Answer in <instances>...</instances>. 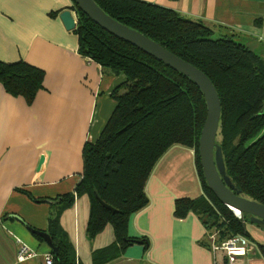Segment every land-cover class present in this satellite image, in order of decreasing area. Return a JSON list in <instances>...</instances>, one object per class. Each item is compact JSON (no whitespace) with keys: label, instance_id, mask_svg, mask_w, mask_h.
Masks as SVG:
<instances>
[{"label":"crops","instance_id":"1","mask_svg":"<svg viewBox=\"0 0 264 264\" xmlns=\"http://www.w3.org/2000/svg\"><path fill=\"white\" fill-rule=\"evenodd\" d=\"M138 1L201 22L213 31L212 38L230 37L264 59V0ZM71 4L0 0V61H23L44 72L43 87L31 103L0 85V264H43L45 255L56 252L30 230L49 236L48 220L61 196L74 193L82 180L84 146L98 140L116 106L112 94L124 83L123 77L78 54L77 36L66 31L59 18ZM145 192L149 204L130 217L127 233L130 238H146L148 248L132 244L107 264H227L222 252L212 251V230L197 214L176 215L178 200L204 194L193 150H168ZM79 198L61 213L59 224L74 246L77 263L93 264L92 252L110 245L113 231L106 226L89 240V205H81ZM246 225L253 241L237 236L253 249L240 264H264L259 250L264 233ZM18 241L35 256L19 263Z\"/></svg>","mask_w":264,"mask_h":264},{"label":"trees","instance_id":"2","mask_svg":"<svg viewBox=\"0 0 264 264\" xmlns=\"http://www.w3.org/2000/svg\"><path fill=\"white\" fill-rule=\"evenodd\" d=\"M110 18L159 44L191 64L211 81L221 115L216 142L225 172L241 196L264 205V59L230 37L212 38L201 22L138 0H93ZM78 54L101 69L123 77L112 94L115 109L94 144H85L82 180L74 193L61 196L48 220L54 264H78L74 246L61 229V213L86 196L89 203L86 235L95 239L106 226L113 231L110 245L92 252L93 264L120 258L128 246L146 238H130L131 216L149 204L145 188L160 159L172 147L194 151L204 194L176 202V215L197 214L208 231H218L217 242L242 235L250 238L240 219L207 188L198 157L206 104L199 88L187 77L155 58L102 30L74 4ZM44 72L23 61H0V85L13 97L31 103L43 87ZM100 201L115 212L105 209ZM261 227L264 230V227ZM147 246V247H146ZM264 259V247L259 245Z\"/></svg>","mask_w":264,"mask_h":264},{"label":"water","instance_id":"3","mask_svg":"<svg viewBox=\"0 0 264 264\" xmlns=\"http://www.w3.org/2000/svg\"><path fill=\"white\" fill-rule=\"evenodd\" d=\"M72 1L86 17L102 30L187 77L199 88L206 104V118L200 133L198 157L206 186L220 203L236 217L246 215L252 225L264 227V205L242 197L226 175L221 148L216 142L221 103L215 87L207 76L154 41L113 20L93 0ZM59 18L66 31L75 30L77 22L70 10L62 12ZM100 204L105 209L115 212L114 209L103 202L100 201ZM30 232L44 239L49 245L52 244L50 236L46 233L34 230H30ZM136 243L141 244V242Z\"/></svg>","mask_w":264,"mask_h":264},{"label":"built area","instance_id":"4","mask_svg":"<svg viewBox=\"0 0 264 264\" xmlns=\"http://www.w3.org/2000/svg\"><path fill=\"white\" fill-rule=\"evenodd\" d=\"M71 13L76 20V13L73 11ZM237 218L240 219L241 216H238ZM217 239V232L212 230L208 236L209 245L214 253L222 252L225 255L227 264L242 263L243 259L247 257L253 249V245L241 236H232L220 243L217 242ZM35 254L36 253L29 249L25 244L18 241L17 261L19 263L31 259ZM43 262V264H54L52 253L45 255L43 257Z\"/></svg>","mask_w":264,"mask_h":264},{"label":"rangeland","instance_id":"5","mask_svg":"<svg viewBox=\"0 0 264 264\" xmlns=\"http://www.w3.org/2000/svg\"><path fill=\"white\" fill-rule=\"evenodd\" d=\"M217 140H219V138L217 139ZM79 201L81 202V205H83V206H86V204L88 203V198L86 197V196H81L80 198H79ZM88 205H89V203H88ZM247 229L248 228H250V226H252V224L249 222V223H247ZM254 227H255V229H257L259 232H262V233H264V230L261 228V227H257V226H255V225H253ZM106 229H107V231H111V227L108 225L107 227H106ZM214 229V231H216L217 233H218V231L215 229V228H213ZM111 240V239H110ZM112 240H113V232H112Z\"/></svg>","mask_w":264,"mask_h":264}]
</instances>
